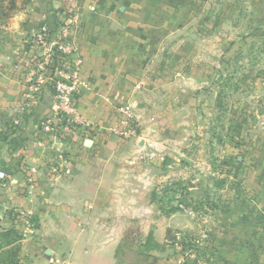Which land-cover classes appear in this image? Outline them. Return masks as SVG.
Returning <instances> with one entry per match:
<instances>
[{
    "label": "crops",
    "instance_id": "1",
    "mask_svg": "<svg viewBox=\"0 0 264 264\" xmlns=\"http://www.w3.org/2000/svg\"><path fill=\"white\" fill-rule=\"evenodd\" d=\"M61 1L0 7V264H264V102L227 120L210 70L154 78L112 4ZM63 24L86 84L77 120L53 115L49 84L27 96L32 36Z\"/></svg>",
    "mask_w": 264,
    "mask_h": 264
},
{
    "label": "rangeland",
    "instance_id": "2",
    "mask_svg": "<svg viewBox=\"0 0 264 264\" xmlns=\"http://www.w3.org/2000/svg\"><path fill=\"white\" fill-rule=\"evenodd\" d=\"M66 2L68 7L61 1L65 14L84 4H112L118 33L145 54L151 76L174 80L180 69L210 70V86L215 87L218 102L226 104L227 120L237 123L260 113L264 102V0ZM132 257V253L124 254L126 259Z\"/></svg>",
    "mask_w": 264,
    "mask_h": 264
},
{
    "label": "built area",
    "instance_id": "3",
    "mask_svg": "<svg viewBox=\"0 0 264 264\" xmlns=\"http://www.w3.org/2000/svg\"><path fill=\"white\" fill-rule=\"evenodd\" d=\"M31 42L38 53L32 58L26 72L27 96L37 100L40 91L49 84L53 88V115L58 120L71 117L77 120L72 99L86 84L79 76L81 58L77 55L68 26L63 24L53 31L42 26L32 36ZM119 110L126 115L122 123L125 133H133L135 129L129 116V107L123 105ZM43 129L48 132L53 130L50 119L45 121ZM194 251L193 247H188L186 255L192 257Z\"/></svg>",
    "mask_w": 264,
    "mask_h": 264
},
{
    "label": "trees",
    "instance_id": "4",
    "mask_svg": "<svg viewBox=\"0 0 264 264\" xmlns=\"http://www.w3.org/2000/svg\"><path fill=\"white\" fill-rule=\"evenodd\" d=\"M29 0H23V2H28ZM6 3V10L7 11H2V14L1 15H3V16H7L8 15V13L12 10V9H14V7H15V2H16V0H0V7H2V4L3 3ZM55 28H56V25H55V27L54 28H50V27H48V29L50 30V31H53V30H55ZM180 205L182 206V207H187L188 206V204L187 203H184L183 201L182 202H178V204H177V208H181L180 207ZM182 245L184 246V248L185 249H187L188 247H193L194 248V250L195 251H197V247H196V243H194V241H191V240H185V242L184 243H182Z\"/></svg>",
    "mask_w": 264,
    "mask_h": 264
}]
</instances>
